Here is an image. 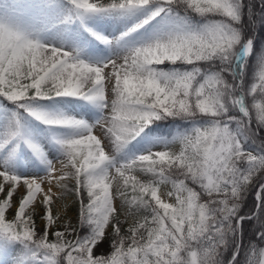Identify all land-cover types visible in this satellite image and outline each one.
<instances>
[{
    "label": "snow or ice",
    "instance_id": "6c2138e0",
    "mask_svg": "<svg viewBox=\"0 0 264 264\" xmlns=\"http://www.w3.org/2000/svg\"><path fill=\"white\" fill-rule=\"evenodd\" d=\"M0 264H264V0H0Z\"/></svg>",
    "mask_w": 264,
    "mask_h": 264
},
{
    "label": "rangeland",
    "instance_id": "374dc122",
    "mask_svg": "<svg viewBox=\"0 0 264 264\" xmlns=\"http://www.w3.org/2000/svg\"><path fill=\"white\" fill-rule=\"evenodd\" d=\"M100 250H103V251H107L108 250V245H107L106 242L102 245Z\"/></svg>",
    "mask_w": 264,
    "mask_h": 264
}]
</instances>
